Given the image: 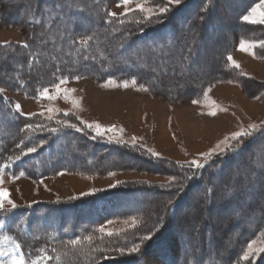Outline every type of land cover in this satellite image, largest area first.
Here are the masks:
<instances>
[{"label": "trees", "instance_id": "16d2710c", "mask_svg": "<svg viewBox=\"0 0 264 264\" xmlns=\"http://www.w3.org/2000/svg\"><path fill=\"white\" fill-rule=\"evenodd\" d=\"M153 1H155L154 4L160 2V0ZM224 1L227 3L226 0ZM258 1L243 0L236 7L229 6L228 10H231L230 19L235 22L238 31L235 34L233 33L232 37L240 34V37L246 39V36L254 34L255 28L258 29L260 24H250L241 19L242 15L247 14L248 10ZM116 2L117 0H0V25L18 27L24 39L21 44H0V51H6L10 56L17 59L15 64L10 63L7 66L0 67V80L2 82L0 87L10 91H17L22 95L37 96V90L40 87L48 86L54 82L53 73L59 67L60 72L57 75H66L70 79H74L75 75H80L81 77L93 79L97 83L107 81L109 78L119 80L135 78L137 85L150 89L153 96H162L171 102L173 99L177 101L182 98L176 97L179 94L175 93L176 96H171L162 93L163 85L168 77L166 73L157 75L152 71L143 72L137 68L136 64L153 67L154 61L161 62L171 56L173 50H179V59L183 63L187 62L184 75L185 77H190L193 73L191 66L196 64L195 58L199 55L205 58L210 55L209 50H204L209 38H214L215 42L227 41L219 49L220 59L222 60V63L220 62L222 66L219 67V70L223 69L226 63L225 56L229 51L230 45L228 37H231V35L226 36L228 33L222 32L224 25L217 16L219 9L218 0H182L180 5L171 6L172 10L162 20L153 18L150 23L142 21L140 24H136L134 22L136 20L134 17H137L136 13H130L126 18L118 16L119 20H124L123 24L116 18H111L112 23H106L105 21L109 19L107 16L109 7ZM57 5L60 7H56ZM90 6H95L94 10H89ZM49 9H52L50 14ZM34 17L41 19L43 22L41 24L31 23L30 21ZM57 17L59 18L57 19ZM46 29H53L50 37H47L53 42L46 43L47 45H36L33 40L39 38L37 34ZM93 33L96 38L91 43L86 54L90 57L94 56L96 59L85 61L83 59L84 53L77 51L79 45L78 43L74 44L73 40L78 42L81 37ZM197 42H201L202 45H198ZM24 43H28L29 47L27 49L22 47ZM50 46L59 48L63 46L61 50L63 51L64 48V52L67 51V55L64 58L77 59L79 64L75 67H72L69 62L68 64H62L60 58L56 56L49 70L40 67L44 60L41 53L42 51H49ZM145 46L151 48V53L146 50ZM115 50L117 55L114 57L113 53ZM141 50L145 53L144 57L140 54ZM32 55L39 56V59L36 61L31 60ZM151 57H154L155 60L153 61ZM30 64L31 68L29 67ZM90 67H95V69ZM6 72L13 75L12 80L2 79V74ZM218 73L221 74L222 71H218ZM217 77L214 74L202 80L195 91L186 94L183 98L197 94V92L200 93V89L204 85L214 82ZM17 79L26 83L21 86ZM153 81L159 87L154 86ZM38 122H42L49 127H60L55 123V120L47 121L40 116L27 117L19 115L15 113L13 105L7 100L6 96L3 95L0 98V166L5 163H11L8 158L20 153L17 144L21 140L24 141L25 148L37 141H46L42 147H37L36 153L22 157L20 161L11 164V167L6 169L11 175L24 172L31 179L36 180L42 176L52 175L60 171L103 173L119 169L124 164L129 165V168H139L152 173L177 175V178H182L183 175L184 179V176L190 175L187 170L177 167L173 160L165 158L157 160L149 156L143 157L141 154L135 153L136 149L128 148L126 145L108 143L104 137H98L93 140L91 138L92 133L88 129H85L84 132H78L74 129H62L59 133L20 131L26 123ZM261 140H264V126L243 141V147L239 152L232 153L230 151L227 156L211 160L204 169L208 170L209 174L217 171L219 183L224 182L223 184H226L230 178L235 177L238 170L239 173L241 172V169L237 168L233 173L227 174L231 166L240 161L247 160L251 164L254 161H260L264 166V157H257V152L253 150ZM82 149H87L84 153V160L78 163L73 161L71 154L74 150L81 151ZM139 152L141 153V151ZM109 156L116 158V161L106 162L104 158ZM126 156L132 160H124L123 157ZM134 164H137V166L133 167ZM243 172V175L236 179V183L244 191L234 199H228L224 202L220 201L221 195L225 192L224 185L220 188V191L216 189L217 193L212 187L211 196L206 198L204 189L210 186L207 179L205 177L204 179H199L194 176L191 180H185L186 183L189 182V186L191 185L190 188L192 189L199 186H201V189L189 202H186L188 194L192 192L189 188L185 187L182 192H178L177 185L169 189L159 187V183L150 184L148 182L132 184V186L126 188L107 194L104 193L98 198H119L117 202L120 207L116 208L115 212L117 213L115 215H138L139 213L143 214L146 211L145 206L148 203L151 204L156 197L152 196L153 194L151 193L159 194L164 202L155 204L152 210L162 212L165 209L167 210V215H158L156 222L150 224L148 228L159 232L169 228V221H172L180 207H183V210H185V215L183 216L184 230L181 231L179 237L181 254L177 264H249V262L237 260L238 254L242 251L238 249V245L230 248L220 241L216 242L213 240L214 232L207 231L211 227V222L205 216L207 210L217 200L220 210L225 213L227 229H231L238 219L243 218L246 221L239 226V231L247 234L241 240L251 239L259 233L264 225V198L257 197V195L264 192V189L261 188L264 186V168H258L255 172L256 176L254 175L253 177H250L251 174L253 175L252 170L247 168ZM181 173L183 174L181 175ZM211 184L217 185L213 181H211ZM97 199L78 202V205H73L74 203H72L65 208H70L71 212H78L83 209L82 206L90 208ZM169 200H172L171 205H168ZM159 205H161L160 208ZM54 208H61V206H55ZM227 208L230 210L228 211ZM61 210H64V208ZM190 213L198 215L194 217L190 216ZM88 221L87 224L92 223L90 220ZM24 224L26 227L24 231L27 235L30 233L27 223L20 221L17 226L21 229ZM90 227V225H86L78 232L72 229L74 227L65 229L58 227L50 232H42L41 229H37L33 232L32 237L27 235L29 238H26L23 232L22 234L19 232V236L15 232H11V235L16 237L21 243L25 254L29 251V248L26 251L25 245L35 244L36 248L41 249L43 247L52 256L57 253L63 254L67 252V256L63 257V264H85L86 260L90 259L89 256L81 254L80 249H73L70 246L66 247V245L73 238L87 235L86 232H88ZM186 227H192V230L187 231L185 230ZM46 237L51 240V243H45ZM189 238L194 243L188 242ZM44 245L48 248L44 247ZM82 248L87 251L90 245L87 248ZM53 249H56V251L53 252ZM221 253H225V255L233 254L225 260L218 261ZM97 254L99 253H93L92 255L97 256ZM134 260L116 259L100 262H104L102 264H134ZM49 264H56V261L52 260ZM89 264H94V262ZM255 264H259V262Z\"/></svg>", "mask_w": 264, "mask_h": 264}, {"label": "rangeland", "instance_id": "374dc122", "mask_svg": "<svg viewBox=\"0 0 264 264\" xmlns=\"http://www.w3.org/2000/svg\"><path fill=\"white\" fill-rule=\"evenodd\" d=\"M226 1L227 3L224 0H218L219 9L217 12V16L222 20L224 25V27H222V32H225L226 34L228 33L226 36L231 35V37H228L230 45L229 51L225 56L226 63L224 64L223 69L219 70V67L222 66L219 49L227 41L215 42L214 38L207 39V45L204 48V50H209L210 55L206 58L201 55L195 58L194 61L196 64L191 66L193 73L190 77H185L184 75L187 67V65L185 67V64L187 62L183 63L179 59V50H173L171 56L161 62L154 61V57H151L155 63L153 67L139 66L136 64L137 68L143 72L152 71L157 75L166 73L168 77L163 85L164 89L162 93L171 96H176L175 93H177L179 94L176 96L177 98L182 97L180 100L176 101L173 99L171 102L165 97L153 96L150 89H148V91L141 90V85L137 84H130L128 88H124L122 86V81L124 80L116 78L109 79L115 80L120 86H117V84L106 86V81L97 83L93 79L82 77L79 81L70 79V83L67 85V87L75 88L77 90L74 95L81 98L80 108H73V106L70 103L65 102L63 98L52 102L53 105L62 111L75 112L82 119L89 122L98 121L105 126L116 125L118 128L122 127L124 129L123 137L125 140L129 141V144L131 142V137H140L141 139L139 143L141 145L150 147L159 152L162 158L167 160L170 159L175 162L179 161L181 163L198 158L201 153L209 151L220 143V141L227 137H231L234 132L240 131L242 128H248L251 124H257L260 126L255 131L257 132L262 126H264V49L257 47L255 49L256 57H253L249 53L239 51L240 40L245 38L240 37V34L232 37V34H235L238 31L235 22L230 19L231 10L228 9L230 5L236 7L243 0ZM259 2L260 0L257 3ZM135 3H145L146 6H155V1L153 0H134L132 5L133 8L135 7ZM94 8L95 6H90L88 9L94 10ZM109 12H116L117 16H121L120 14L123 12V8L117 7L116 2L110 5ZM134 13H136L137 16L134 17L136 20L144 21L142 13H139L138 11ZM52 32L53 29H46L39 32L37 34V37L39 38L34 39V43L36 45H47L48 43L53 42L51 39H47ZM23 40V35L18 27L0 25V44H21L23 43ZM245 40H264V25H259L258 29L255 28L254 34H251V36L249 35L248 37L246 36ZM200 44L202 45L201 42L198 43V45ZM62 47L50 46L49 51H42L41 54L44 60L40 67L49 70L56 56L60 58L62 64H68L69 62L72 67L77 66L79 64L77 59L70 60L64 58V56L67 55V51L64 52V48L62 51ZM140 54L143 57L145 55L143 50H141ZM229 54L239 62L240 66H242L239 70L233 68L227 61V55ZM116 55L117 51L115 50L113 56L115 57ZM16 60L17 59L10 56L8 52L0 51V67L7 66L10 63L15 64ZM249 67L252 68L253 73L249 71ZM90 68L95 69V67ZM240 70L248 75L240 76L238 74ZM218 71H222V73L219 74ZM214 74L216 77L218 76L216 80L204 85L203 88L200 89V93L197 92V94L187 96L185 99L183 98L186 94L195 91L202 80H205ZM2 79L10 81L13 79V75L6 72L2 74ZM129 81H131V79H129ZM0 83H2L1 80ZM153 84L154 86L159 87L154 81ZM209 85L212 87V90L209 93L211 99L221 108L227 109V111H218L217 115L214 117L207 114L211 109L203 103L202 97L203 91L206 90ZM3 95L6 96L7 100L11 102L13 107L15 102L20 103L22 106V112L24 113L46 112V107L49 103L48 101L37 99L36 96L31 97L25 94L22 95L17 91H10L7 89H5ZM256 97H259V99ZM193 99H201L202 103L199 105L193 104ZM64 118L65 117L62 113L55 117V119ZM67 119L78 123L74 116H69ZM104 138L107 140V136ZM247 138L249 137L243 138V141ZM231 143L235 146L236 142L231 141ZM126 146L131 148L129 145ZM253 150L257 152V157H264V140H261ZM86 151L87 149H82L81 151L74 150L71 154V159L77 163L82 162ZM139 151H141V153ZM135 153H138V155L141 154L143 157L148 156L143 152V149H136ZM223 156H214L212 160H216L217 158L220 159ZM123 159L126 161L132 160L127 156L123 157ZM104 160L106 162H114L116 161V158L109 156L105 157ZM201 162L203 163L204 161L201 160ZM3 165H1L0 168H2ZM135 165L137 166V164H134L133 167H136ZM261 167L264 168L263 163H260V161H254L252 164L247 160L240 161L231 166V169L227 171V174L233 173L234 170L240 168L241 172L239 173V176H242L244 173L243 171L248 168L253 172V175L251 174L250 177H253L257 169ZM185 170H187V173L190 175L198 173L197 175H194L196 178L204 179L205 177L208 184L213 187L215 191L216 189L220 191V188H222L223 185V187L226 188L227 183H219L217 171L213 174H209V171L205 169ZM63 172H65L64 175H59V172H57L52 175L42 176L36 180L31 179L24 172V174L20 176L19 174L21 172H19L16 174L19 178L13 180V175L7 170H4L5 183L3 187L10 191L11 199H13L19 207L7 216L0 215V220L6 225L4 229H0V235H11V232H15L18 236L19 232L25 234V224L21 229L17 226L20 221H24V223L28 224L30 233L27 235L30 237L33 236V232L37 229H41L42 232H50L56 230L58 227L61 229L74 227L72 229H75V231L78 232L86 225L91 226L88 232H86L87 235L93 234L98 236L99 233L95 232V229L103 224L106 228L113 230L114 232H121L122 229H127V231L121 232L119 237H105L103 243L97 240L95 242L96 245L101 247L106 246L111 239L114 247L117 242L120 246L127 244V246L130 247L134 242L141 243L140 237L148 234L150 230L148 229L149 225L156 222V217L158 215H167V210L165 209H163L162 212L152 210L155 204H162L164 202V200H161L159 194L151 193L153 194L152 196L156 197L151 204L148 203L145 206L146 211L143 213L144 215L142 213H139L138 215H115L117 213L115 212L116 208L120 207L117 202L119 198L98 197H101L104 193L107 194L112 191L132 186V184L136 183L140 184L142 182H148L150 184H163L168 181L171 175L152 173L139 168H129V165L125 164L119 169L103 173ZM110 172H115L116 175L110 176ZM182 174L183 173H181V175ZM177 179L178 181H183L185 185L184 188H189L190 191H192L188 194V198L186 199V202L191 201L194 198V195L201 189V186L194 189L190 188V183H186L183 179V175L182 178ZM40 181H43V183H40ZM117 181L121 182L117 187H109V185L115 184ZM211 181L217 183V185H212ZM93 188L98 189L99 191L91 195H81L82 193L90 192ZM261 188L264 189V186ZM258 196L264 198V192L259 193L257 197ZM74 197L79 198L73 199ZM95 199H97L96 202H94L90 208L82 206L83 209L78 212H71L70 208H65L72 203H74L73 205H78V202H87L88 200L93 201ZM57 200H59V202H57ZM28 205H31V207H28ZM55 206H61V208L55 209ZM160 206L161 205H159V208ZM62 208H64L65 212L64 210H61ZM227 210L229 211L230 209L227 208ZM184 215L185 210H183V207H180L175 216V218H177L169 221V228H165L161 232L158 230H151L153 233L152 239L142 242L141 251L139 253L123 256L112 253L109 258L101 259L100 261L135 259L134 264H177L180 260L181 254L179 237L181 231L184 230ZM189 215L195 217L198 214L190 213ZM205 216L211 222V227H209L207 231L214 232L213 240L216 242L220 241L230 248L238 245V249L246 250V246L251 240L257 239L260 241L261 238L259 233L264 231L263 225L257 235L251 239L241 240L247 233L240 232L239 226L246 220L243 218L238 219L232 228H228V230L225 224V213L220 210L217 200L213 203L212 207L207 210ZM132 217H136L137 220L141 222L134 229L130 227ZM88 220L92 223L87 224L89 222ZM110 220L113 221L112 224H108V221ZM125 220H128L129 223L125 224ZM185 230L190 231L192 230V227H186ZM27 235L26 238H29ZM24 236L21 237L25 238ZM50 241L51 240L46 237L45 243H51ZM188 242L194 243L190 238L188 239ZM87 246V242H85L82 247L87 248ZM93 246H90V248ZM257 246H260L259 243ZM0 247L6 248L7 246ZM44 247L47 246L44 245ZM28 248L29 251L26 253V257L30 261L35 257L39 249L36 248L35 244L25 245L26 251ZM232 254L229 253L225 255V253H221L218 261L225 260L232 256ZM240 254L242 255V251ZM99 256H101L100 253L94 257ZM0 259L7 258L0 257ZM92 262L93 261L89 259L86 260L85 264ZM258 262L259 264H264V253L260 254L259 258L254 261V264ZM102 263L100 262L99 264Z\"/></svg>", "mask_w": 264, "mask_h": 264}, {"label": "snow or ice", "instance_id": "6c2138e0", "mask_svg": "<svg viewBox=\"0 0 264 264\" xmlns=\"http://www.w3.org/2000/svg\"><path fill=\"white\" fill-rule=\"evenodd\" d=\"M134 3V0H117V7H122L123 12L120 14L123 17H128L130 13L139 12L143 14V19L146 22H152L153 18H156L157 20H162L167 13H169L172 9L171 6L173 5H180L182 3V0H160L159 3L155 4V6H146L145 3H135V7L133 8L132 5ZM56 7H60L57 5ZM52 11V9H49V14ZM107 16L109 19H107L106 23H112L111 18H116L119 20V17L117 16L116 12H107ZM59 17H57L58 19ZM242 21L250 23V24H260L264 25V0H260L259 3H256L254 6H252L247 14L242 15L241 17ZM31 23L35 24H41L43 21L41 19H36L35 17L30 21ZM121 24L124 23V20H119ZM136 24H140L141 20L134 21ZM95 34H88L86 36H83L79 39L77 42L76 40H73V43H78L79 48L77 49L78 52H82L83 59L85 61L92 59L95 60L96 57L92 56L90 57L87 55V50L90 47L91 43L95 39ZM23 48L27 49L29 47L28 43H24L22 45ZM146 50L151 53V48L148 46H145ZM259 47L261 49H264V40L260 41H254V40H245L241 39L239 43V51L249 53L253 57H256L255 49ZM190 51V49H189ZM258 58V57H257ZM39 59V56L32 55L31 60L36 61ZM227 61L230 63V65L235 69H240L241 66L238 61H236L232 55H227ZM23 67V65H21ZM31 68V64L29 65ZM60 72L59 67L56 68V71L53 73L54 82L51 83L48 86H42L37 90V96L36 98L43 101H48V105L46 107L45 111H40L39 113L36 112H30V113H24L22 112V106L20 103L15 102L14 103V111L15 113H18L19 115L27 116V117H35L40 116L47 121H52L55 119L56 116L62 115L65 117L64 119H55V123L59 125L60 127H49L46 124L42 122L38 123H26L23 128L20 129V131L24 132H44L48 131L49 133H59L62 129H74L78 132H84L85 129H88L90 133H92V139L95 140L98 137H105L107 136V142L108 143H116L118 145H129L131 148L134 149H143V152L146 153L149 157L155 158L157 160L163 159L161 157V154L154 149L141 145L139 143L140 137L133 136L131 137V142L129 144L128 140H125L123 137L124 129L122 127L118 128L116 125H110L105 126L99 123L98 121H92L89 122L87 120L82 119L79 115H77L75 112H69V111H62L58 107H55L52 102L56 101L57 99L63 98V100L67 103H70L73 108H80L81 105V98L76 97L74 94L76 93L75 88L67 87V85L70 83V78L66 75H57V73ZM240 76H246L247 73L243 72L242 70L238 73ZM75 80L79 81L82 77L80 75H75L73 77ZM17 82L23 86L26 82L23 80L17 79ZM233 82V81H229ZM107 85L117 84V82L113 79H109L105 82ZM131 85H136L137 81L135 78H132L131 81L124 80L122 81V86L124 88H128ZM117 86H120L117 84ZM141 90L148 91L147 87L140 86ZM212 87L209 85L206 90L203 91L202 97H203V103L207 105L211 110L207 113L210 116H216L218 111H227L225 108H221L214 100L211 99L209 93L211 92ZM5 92V88L0 87V98L3 97V93ZM259 99V97H256ZM193 104H201V99H193ZM47 113V115H46ZM203 114V113H202ZM69 116H74L77 122H72V120L67 119ZM82 125V126H81ZM257 124H251L248 128H242L240 131L234 132L231 137H227L224 140L220 141L215 147L211 148L207 152H203L200 154L198 158L192 159L191 161H186L184 163H181L179 161L175 162V165L179 167L180 169H195L200 170L204 169L206 165H209L210 161L214 156H223L229 153L231 151L232 153H237L239 150L243 147V138L245 137H251L253 133L258 129ZM231 141L236 142L235 147L231 143ZM46 141L40 140L36 143L32 144L31 146H27L25 148L24 141L21 140L19 144H17V147L20 149V153L16 154L14 156H10L8 159L11 163H5L2 168H0V215L7 216L14 212L19 206L17 203L11 199V193L7 188H4L3 185L5 183L4 181V170L11 167V164H14L16 161H20L22 157H26L29 154L36 153L37 147H42ZM201 160L204 162L202 163ZM24 173L21 172L19 175L22 176ZM59 175H64L65 172L61 171L58 173ZM198 173H193L191 175L184 176V180H191L193 179L194 175H197ZM110 176H115V172H110ZM19 176L13 175V180L18 179ZM239 178V170L237 171L235 177L230 178L229 181L226 184L225 192L221 195L220 201L224 202L228 199H234L236 196L240 195L244 189L239 186L235 181ZM40 183H43V181H40ZM121 183L120 181H117L115 184L109 185L111 188H115L118 186V184ZM174 185H177V191L182 192L184 188L183 181H178L177 175H172L169 177L168 181L166 183L160 184L159 187L162 188H169L171 189ZM99 191L98 189H91L88 193H82L81 195H91L95 192ZM212 193V187L208 186L204 189V196L206 198H209ZM79 197H74L73 199H78ZM59 202V200H57ZM172 204V200L168 201V205ZM10 206V207H8ZM28 207H31V205H28ZM238 214V213H237ZM113 221H108V224H112ZM125 224H128L129 221L125 220ZM141 222L137 220L136 217L131 218V228H136ZM6 227L5 223L0 220V229H4ZM127 229H122L121 232H126ZM95 232L99 233L98 236L93 234H88L83 237H76L68 241V244L66 247L70 246L73 249H80L81 254L88 255L90 260L94 262V264H99V261L101 259H107L109 258L110 254L116 253L120 256L123 255H131L134 253H139L141 251L142 242L143 241H149L152 239L153 233L151 229L149 230L148 234L143 235L140 237L141 243H133L130 247L125 244L124 246H120L117 242L116 246H113V243L111 239L109 240L108 244L106 246H99L96 245L95 242L98 240L101 243L104 242V238H113V237H119L121 235V232H114L113 230H110L106 228L105 225H100L97 229H95ZM260 241L257 239L251 240L250 243L247 244L246 250H242V255L238 254L237 260H243L249 262V264H254V261L259 258L261 253H264V231H261L259 233ZM87 242L88 245L93 246L89 250L85 251L82 246ZM259 243L260 246H257ZM7 246L0 247V257H6L7 259H0V264H49V261L55 260L56 264H63V257L67 256V252L60 254L57 253L55 256L49 255L46 251V249H39L37 251V254L33 259L30 261L27 259L25 252L22 250L21 243L12 235H0V246ZM56 249H53V252H55ZM93 253H100L101 256L94 257Z\"/></svg>", "mask_w": 264, "mask_h": 264}, {"label": "crops", "instance_id": "0c3cea01", "mask_svg": "<svg viewBox=\"0 0 264 264\" xmlns=\"http://www.w3.org/2000/svg\"><path fill=\"white\" fill-rule=\"evenodd\" d=\"M264 61V60H263ZM252 66V65H251ZM242 67V66H241ZM250 68V67H249ZM249 70V69H248ZM249 71H251L252 72V68H250V70ZM253 73V72H252Z\"/></svg>", "mask_w": 264, "mask_h": 264}]
</instances>
